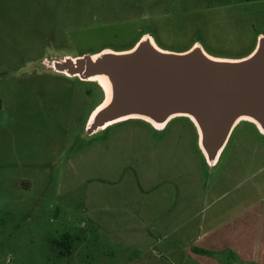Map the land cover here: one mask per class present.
<instances>
[{
  "label": "rangeland",
  "instance_id": "1",
  "mask_svg": "<svg viewBox=\"0 0 264 264\" xmlns=\"http://www.w3.org/2000/svg\"><path fill=\"white\" fill-rule=\"evenodd\" d=\"M147 35L169 52L243 58L264 36V0H0V264H161V252L178 264L184 236L226 234L223 219L232 232L238 215L251 233L264 224L252 122H237L214 165L185 116L89 134L104 87L47 62Z\"/></svg>",
  "mask_w": 264,
  "mask_h": 264
},
{
  "label": "water",
  "instance_id": "2",
  "mask_svg": "<svg viewBox=\"0 0 264 264\" xmlns=\"http://www.w3.org/2000/svg\"><path fill=\"white\" fill-rule=\"evenodd\" d=\"M47 62L82 80H106L109 98L91 114L89 134L131 117L161 128L185 116L196 127L206 161L214 165L239 120L253 121L264 133L263 35L252 53L239 59L211 57L199 44L180 53L161 50L147 35L126 51L105 49Z\"/></svg>",
  "mask_w": 264,
  "mask_h": 264
},
{
  "label": "crops",
  "instance_id": "3",
  "mask_svg": "<svg viewBox=\"0 0 264 264\" xmlns=\"http://www.w3.org/2000/svg\"><path fill=\"white\" fill-rule=\"evenodd\" d=\"M240 206L246 207L243 203ZM239 218L240 215L233 218V223L238 219V226L232 232L227 231L228 220H222L226 234H206L205 239L200 234L184 236V247L174 250L178 264H264V224L254 226L251 233L246 230L245 218ZM224 253L229 255L226 260L220 257ZM159 257L164 258L161 264H168L165 253H159Z\"/></svg>",
  "mask_w": 264,
  "mask_h": 264
},
{
  "label": "bare ground",
  "instance_id": "4",
  "mask_svg": "<svg viewBox=\"0 0 264 264\" xmlns=\"http://www.w3.org/2000/svg\"><path fill=\"white\" fill-rule=\"evenodd\" d=\"M92 79L98 80L100 82V84L104 87V90L106 92V98H105V101L103 102V104H105L107 102L108 98H109V87H108V84H107L106 80L104 78H101V77H94ZM103 104H101L100 106H103ZM99 107H97V108H99ZM144 120L150 122V120H148V119H144ZM251 122H253V121H251Z\"/></svg>",
  "mask_w": 264,
  "mask_h": 264
},
{
  "label": "trees",
  "instance_id": "5",
  "mask_svg": "<svg viewBox=\"0 0 264 264\" xmlns=\"http://www.w3.org/2000/svg\"><path fill=\"white\" fill-rule=\"evenodd\" d=\"M65 240L66 238H64L63 241L59 242V245L65 247L67 249V252H69L71 249V243Z\"/></svg>",
  "mask_w": 264,
  "mask_h": 264
}]
</instances>
